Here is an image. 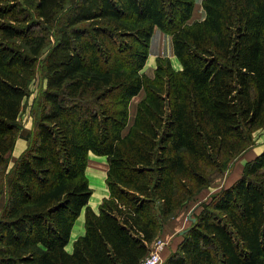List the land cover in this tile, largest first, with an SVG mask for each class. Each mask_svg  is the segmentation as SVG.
Here are the masks:
<instances>
[{
	"label": "trees",
	"instance_id": "1",
	"mask_svg": "<svg viewBox=\"0 0 264 264\" xmlns=\"http://www.w3.org/2000/svg\"><path fill=\"white\" fill-rule=\"evenodd\" d=\"M26 1L0 0V264H138L194 200L161 264H264V149L200 199L264 128V0H203L192 22L194 0ZM155 28L181 68L158 56L149 77ZM17 138L27 145L10 165ZM89 152L107 160L98 212Z\"/></svg>",
	"mask_w": 264,
	"mask_h": 264
},
{
	"label": "crops",
	"instance_id": "2",
	"mask_svg": "<svg viewBox=\"0 0 264 264\" xmlns=\"http://www.w3.org/2000/svg\"><path fill=\"white\" fill-rule=\"evenodd\" d=\"M203 0H194V8L191 18L189 22L194 20H202L204 18V11L202 8ZM168 57L170 60L171 66L175 70H179L181 68L180 63L176 60L175 56L173 55L172 51V44H171V36L163 33L158 28H155L153 34L149 41V55L146 60L145 66L142 69V72L145 73L147 76L152 77L153 71L155 68V60L156 57ZM152 60V66L149 65V68L152 69V72L149 73V70H146L148 66V61ZM142 96V92H140L137 96L133 97V99L129 103V120L131 122L132 118L135 114L136 103L138 99ZM134 105L133 110L131 111V106ZM20 119V117H19ZM23 127L26 129H30L32 126V120L30 117H24ZM27 142L21 138H17L14 144V147L10 153V164L16 159L26 148ZM13 159V161L11 160ZM91 162V165L89 164ZM107 172V162H105L104 157L95 156L92 153L88 154V161L87 166L85 168V175L88 179L89 187H91V181L94 183V190L97 192L91 196L88 200L87 206L90 207L94 212H98L99 204L101 203L102 199L108 196L107 187L105 184ZM92 188V187H91ZM93 189V188H92ZM211 191L207 192L205 195L203 194L200 199H203L206 195H208ZM93 195V196H92ZM84 208L81 210V213L75 220L73 227L71 229L70 237H69V245H72L73 242L81 235L84 234Z\"/></svg>",
	"mask_w": 264,
	"mask_h": 264
},
{
	"label": "rangeland",
	"instance_id": "3",
	"mask_svg": "<svg viewBox=\"0 0 264 264\" xmlns=\"http://www.w3.org/2000/svg\"><path fill=\"white\" fill-rule=\"evenodd\" d=\"M29 1H30V3H28V4L32 7L34 0H27L26 3ZM176 60H177V58H176ZM147 65L148 66L146 67V70H149L148 72L151 73L152 69L149 68V65L152 66V60L148 61ZM43 84H44V81H43L42 73H41L40 69H38L35 77L33 78V80L31 81V84H30V95L27 97V99L25 100V102L23 104V109H22L21 114H20V124L21 125H23V122L25 123V121H23L24 117H26V120L28 117H30L32 120V117L30 115L31 104L33 102L34 97L38 93V91L42 88ZM133 108H134V105L131 106V111L133 110ZM252 138H253V145L251 146V148L248 149L245 153H243L240 157H238L237 160H235L233 163H231L229 168L225 172H223L222 174L213 178L212 181L210 182V185L207 187L208 188L207 191L208 190L214 191L215 189H219L220 187H223V186L230 184L235 178H237L240 175V173L242 171L241 167L243 166L244 162L246 160L252 158L254 155L259 154L260 152L263 151V149H264V128L255 130L252 133ZM89 153H91V152H89ZM93 155H95V154H93ZM95 156H99V155H95ZM99 157H104L105 162H107L105 156H99ZM11 160L13 161L12 158H11ZM89 164L91 165L90 161H89ZM91 187H89V188L91 189V193L94 195L97 191L94 190L95 188H94L93 181H91ZM194 202H195V200L189 202L186 206H184L180 210H178V212L176 214H174V216H172L160 228L157 237L164 239L168 243L167 248H165L162 252L163 253L162 254V262L164 261L166 256H168V254L170 252H172L176 249V246L181 239L180 231H182V229H185L190 224L188 214L190 213L191 217H192V214H194L193 210H192ZM84 211H85V208H84ZM196 211H198V210H196ZM83 214H84V212H83ZM72 247H73V244L69 245V242H68L65 246V250L67 252H71Z\"/></svg>",
	"mask_w": 264,
	"mask_h": 264
},
{
	"label": "built area",
	"instance_id": "4",
	"mask_svg": "<svg viewBox=\"0 0 264 264\" xmlns=\"http://www.w3.org/2000/svg\"><path fill=\"white\" fill-rule=\"evenodd\" d=\"M167 242L156 237L150 245L148 253L139 261L138 264H161L162 252L167 247Z\"/></svg>",
	"mask_w": 264,
	"mask_h": 264
},
{
	"label": "water",
	"instance_id": "5",
	"mask_svg": "<svg viewBox=\"0 0 264 264\" xmlns=\"http://www.w3.org/2000/svg\"><path fill=\"white\" fill-rule=\"evenodd\" d=\"M188 218H189V220H191L192 222L194 221V218L191 217L190 213L188 214ZM185 231H186V230H182V231H180V234H183Z\"/></svg>",
	"mask_w": 264,
	"mask_h": 264
}]
</instances>
